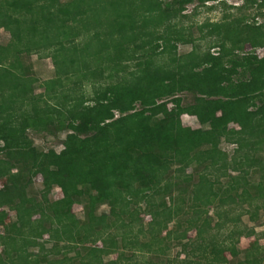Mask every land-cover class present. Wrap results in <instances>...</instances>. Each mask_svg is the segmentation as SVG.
Wrapping results in <instances>:
<instances>
[{
    "label": "trees",
    "instance_id": "16d2710c",
    "mask_svg": "<svg viewBox=\"0 0 264 264\" xmlns=\"http://www.w3.org/2000/svg\"><path fill=\"white\" fill-rule=\"evenodd\" d=\"M193 1L0 0V29L15 21L0 43V264H131L126 249L167 264L172 243V264H264L257 240L221 259L253 233L242 215L264 223V112L252 110L264 106V0L198 24L204 49L177 25ZM48 57L64 63L40 79L32 66ZM182 92L193 103L169 108ZM31 130L65 132L62 148Z\"/></svg>",
    "mask_w": 264,
    "mask_h": 264
},
{
    "label": "rangeland",
    "instance_id": "374dc122",
    "mask_svg": "<svg viewBox=\"0 0 264 264\" xmlns=\"http://www.w3.org/2000/svg\"><path fill=\"white\" fill-rule=\"evenodd\" d=\"M226 2V6H223L220 2V0H204V3H201L199 0H194L192 3L186 5L185 11L183 12L186 14L187 17L185 18H180L179 22L177 25L181 24L184 28L191 27V33H192V38L194 39L193 44L200 45L202 49H204L209 42V39H199V32L197 29V25L205 22V21H218L221 19V17L225 14L229 15H235L239 16L244 13V10L239 11L233 6H239L243 3V0H224ZM211 6H213L211 8ZM255 7L250 8L247 10V13H253ZM264 12V9H263ZM263 18L261 16L256 18L257 22H262ZM14 24L15 21L12 23L6 24L4 27L0 29V43H6L10 37L14 36ZM190 48V45H186L184 48L178 47V52L188 50ZM246 50H250V48L247 46ZM210 51L214 54H216L217 49L212 48ZM256 53L261 56L264 55V48L263 49H257ZM36 59V54H32L31 56H28L26 58L25 62L29 63L31 60ZM64 63L63 59H58V60H53L50 57L48 58H41L40 62L33 65L34 70H40L39 78H45L50 75V72L53 70V68H57L61 66ZM132 64V63H131ZM104 80H98V82H95V85L98 86L101 82ZM91 84V83H90ZM35 94L38 92H41L42 89L39 88L38 83L35 85ZM91 85H86L84 84V88L86 91L89 93L91 92ZM31 103L32 105H36L39 101L40 98L37 97L36 95L31 96ZM175 101H169L168 102V107L171 108L172 106L175 108H180L181 106H184L188 103H193V95L188 93V92H182L176 94V96L173 97ZM252 110L256 115H259L264 112V106L259 105L257 107H253ZM118 115V112H116V116ZM181 122L185 126H190V127H198L200 126L196 120L194 113L186 112L181 115ZM218 123L223 125L225 122L221 120L220 118L218 119ZM231 126V125H230ZM30 139L33 141L34 144L43 146L44 148H54L56 151L60 150L62 148L61 140L65 136V132H54L53 134H48L47 132H34L30 131L29 132ZM234 147L233 144H226L224 148L230 152L231 149ZM256 176V175H255ZM253 176V178H256ZM65 194V190L60 187H53L50 191V196L51 197H61ZM38 208L40 209V206L38 205ZM106 207L103 206L102 209H105ZM108 214L111 217L115 216V210L113 208H106L105 209ZM81 211L79 206H74V212L79 213ZM210 214H212V211H210ZM150 215L145 216V220H149ZM174 226L173 223L169 224V227L172 228ZM241 227H245L247 229L252 228L253 233L249 235H240L239 240L236 241V249H230V248H225L224 253L222 255V261L225 263H234L236 258H235V252L238 250V252H242L245 248H249L252 246V243L257 240V244L264 246V237H262L260 232L264 230V223L262 221H251L247 219V215H242L241 217ZM247 232V231H246ZM225 233V232H224ZM201 234V231L199 230H190L188 232V236L190 238L198 237ZM220 238V237H219ZM98 246L104 245V242L102 240L98 241L97 243ZM180 247L179 246H174V244H171L170 249L167 251L165 255H162L163 259H165V262L167 264H172L173 259L177 255V252L179 251ZM242 254V253H241ZM86 255L88 257H94L95 256V250L94 246L88 249L86 252ZM116 253H113L109 256H107L106 259H113L115 258ZM124 256L128 259V261L131 264H147L148 260H152V262H157L160 260V258H157L155 256H151L150 254L146 253H141L139 251H134L131 249H126L124 251ZM160 257V256H159ZM182 257V255H180ZM69 264V261L67 262ZM150 264V263H148Z\"/></svg>",
    "mask_w": 264,
    "mask_h": 264
}]
</instances>
